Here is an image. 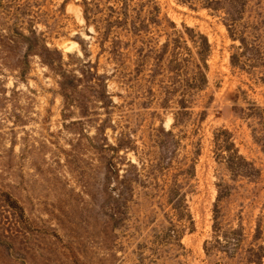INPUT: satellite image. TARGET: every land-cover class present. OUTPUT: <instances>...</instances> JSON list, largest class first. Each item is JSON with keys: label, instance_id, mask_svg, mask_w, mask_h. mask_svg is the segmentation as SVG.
I'll return each instance as SVG.
<instances>
[{"label": "rangeland", "instance_id": "obj_1", "mask_svg": "<svg viewBox=\"0 0 264 264\" xmlns=\"http://www.w3.org/2000/svg\"><path fill=\"white\" fill-rule=\"evenodd\" d=\"M189 1L0 0V264H264V0Z\"/></svg>", "mask_w": 264, "mask_h": 264}, {"label": "trees", "instance_id": "obj_2", "mask_svg": "<svg viewBox=\"0 0 264 264\" xmlns=\"http://www.w3.org/2000/svg\"><path fill=\"white\" fill-rule=\"evenodd\" d=\"M124 4L128 2V0H122ZM183 3H190L189 0H180ZM203 3L202 5L205 8H209L212 10H217L221 7L222 4H226V7H223V9L226 11V18L225 20V25L227 28V31L231 38L233 40H236V36L241 32L238 28L237 21L238 19L235 17V14H239V9H238V4L240 2H243V0H202ZM245 1V0H244ZM85 3L86 0H85ZM191 5V4H190ZM125 7V6H123ZM243 8V7H242ZM173 24V23H172ZM247 34H244L242 36H238V39L240 40V44L242 45V48L244 52H247V54H250L252 52V44L248 43L247 41ZM197 46H198V55L201 57V61L205 64V56L209 52V42L204 34L198 33L197 34ZM246 55V54H245ZM247 61H250L251 58H246ZM230 62L233 66H240L243 68V65L240 64V55L235 51L231 57H230ZM242 65V66H241Z\"/></svg>", "mask_w": 264, "mask_h": 264}, {"label": "bare ground", "instance_id": "obj_3", "mask_svg": "<svg viewBox=\"0 0 264 264\" xmlns=\"http://www.w3.org/2000/svg\"><path fill=\"white\" fill-rule=\"evenodd\" d=\"M66 46V45H65ZM67 48H68V46H66ZM66 47H64V48H66Z\"/></svg>", "mask_w": 264, "mask_h": 264}]
</instances>
